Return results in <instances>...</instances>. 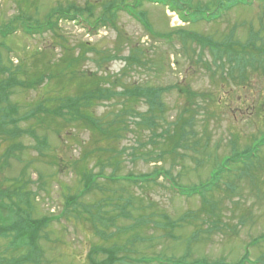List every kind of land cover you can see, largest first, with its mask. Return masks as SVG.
Returning <instances> with one entry per match:
<instances>
[{
	"label": "rangeland",
	"instance_id": "1",
	"mask_svg": "<svg viewBox=\"0 0 264 264\" xmlns=\"http://www.w3.org/2000/svg\"><path fill=\"white\" fill-rule=\"evenodd\" d=\"M108 1L0 0V28L12 21L18 25L23 17L42 24L50 9L68 4L92 5L88 20L93 23ZM212 1L187 0L193 8L205 6L214 20L219 11ZM110 2L125 3L132 16L119 10L114 26L95 33L84 22L68 20L59 21L54 31L24 35L17 30L0 38V80L12 75L23 85L32 81L9 94L8 103L21 115L46 100L81 98L82 90H95L98 82L113 90L108 99H91L83 109L99 119L103 134L81 120L64 121L66 109L61 112L66 117L43 115L40 121L35 113L21 121L47 145L36 150L32 138L23 136L21 160L9 159L2 167L0 189L8 185L4 179L22 175L32 218H57L43 232L40 259L22 264L99 263L114 245L121 258L115 264L175 259L233 264L246 247L244 264H264L263 240L250 243L264 239V0L196 23H184L145 0ZM217 43L233 54L249 44L243 69L229 54L214 59ZM240 73L245 79H238ZM87 81L91 84L84 87ZM136 85L160 91L153 108L145 97L123 95ZM181 134L183 146L175 148ZM11 142L0 138V159ZM242 150L244 163L235 162ZM219 168L225 173L204 196L182 195L169 182L180 189L199 187ZM154 170L167 178L159 174L140 183L123 178ZM83 171L100 175L91 192L74 196L83 189ZM9 242L0 237L6 261L23 252Z\"/></svg>",
	"mask_w": 264,
	"mask_h": 264
},
{
	"label": "trees",
	"instance_id": "2",
	"mask_svg": "<svg viewBox=\"0 0 264 264\" xmlns=\"http://www.w3.org/2000/svg\"><path fill=\"white\" fill-rule=\"evenodd\" d=\"M147 2H154L156 4H160L163 7H168L171 11H174L178 14L179 18L184 23H196L199 21H210L212 18V15L207 14L204 11V7H200L198 9L193 8L189 5L187 0H145ZM251 1L253 0H213L211 3H213V10L219 11V13L227 12L231 10L234 7L237 6H248L250 5ZM261 1V0H260ZM123 2L117 3L116 5H113L110 0L106 2L105 4H102L101 7L103 9V12L100 13L98 17L94 18V22H89V18L93 17L92 13V5H86L84 8H81L80 6L74 5V4H68V5H57L56 7H53L50 9L48 13H46V21L44 23H37V22H30L29 19H22V22L20 24H16L9 22L6 23L3 27L0 28V38H5L7 36H10L11 34L15 33L17 30L22 31L25 34H42L44 32H47L49 30H53L57 28L58 26V20H77L80 19L82 21H85L88 23L93 29H96L99 26H107L111 25L114 26L113 19L115 18V15L117 11L124 10ZM139 5V4H138ZM138 5H134L133 7H137ZM87 14L86 17L84 14ZM44 15V16H45ZM24 16V15H23ZM16 19V18H14ZM12 19V20H14ZM15 31V32H14ZM181 32H185L181 30ZM188 34V33H187ZM158 36H162L159 33H156ZM199 39H205L204 37H198ZM197 38H195L196 40ZM197 41V40H196ZM198 42V41H197ZM251 43V42H250ZM247 47L245 48L244 45H241L240 47L237 46L239 49L238 54H233L226 52V49L228 48L227 45L223 43H217L215 44V50L213 51V57L215 58H222L224 54H229V58L233 59V61L236 63L237 66L242 67L243 63L245 61V56L247 54H244V49L249 48V44H245ZM258 49V48H257ZM262 51V50H261ZM217 52V53H216ZM252 57V56H250ZM253 60V58H252ZM264 66V62H263ZM244 67V66H243ZM243 67L241 69H243ZM71 68V66H70ZM2 67L0 66V72L2 71ZM240 70V69H239ZM238 79L243 80L245 79V75H242L241 73L238 74ZM85 81V80H84ZM102 80H100L101 82ZM32 82V81H31ZM30 82V83H31ZM24 85L21 84L17 79L14 78V76H9L7 79L0 80V138L7 140H12L13 142L10 143L9 147L6 149L4 154L1 156L0 159V170L2 167L4 168L6 164H8L9 159H16L21 160L19 157L18 152H20L22 149L26 147V145L23 144L21 139L23 136H29L34 141V148L36 150H39V148L46 146L47 142L46 139L39 138L35 128L31 127H24L21 126V121L26 120L27 118L33 116L35 113L37 114L34 117H37L38 120L44 121L45 116H51L54 118H61L66 117L64 116V113H61L63 109H66L67 112H69V118L63 119L67 123L69 122H75V121H82L86 122L88 125H91V129H95L98 132H101L102 134L105 132V129H101L99 119H95L91 116V114H87L86 112H83V109L88 106L91 99H103V98H109L112 94L113 90H109L108 88L100 86V83L98 82L96 85H98L95 90H82L81 91V98H67L65 100H62L59 98L57 100L58 105L51 106L52 100H46L47 102L38 104L35 109L31 110V112H28L25 115H21L19 112V108L16 106V104H9V94L12 88L14 87H26L30 83L24 82ZM86 84H91V82L87 81L84 83V87H86ZM123 95H132L134 97H145L148 99V102L150 106L153 108L154 104L156 103V99L158 97V94L160 91L158 90L156 92V89H144V87L136 85L134 87L129 88L128 90H123ZM157 93V95H156ZM80 94V93H79ZM78 94V95H79ZM76 95V96H78ZM73 96V97H76ZM44 113V114H40ZM54 120V119H53ZM28 121V119L26 120ZM49 121V120H48ZM148 121L152 124V120L148 119ZM30 123V122H26ZM155 124V123H153ZM184 122L181 125V129H185ZM29 126V125H28ZM163 135V134H162ZM185 134H181L179 139L177 138L174 142L175 148L179 146H183V143L180 141L181 138L184 137ZM174 148V149H175ZM21 153V152H20ZM38 156H40L42 153L37 152ZM240 152H236L234 155L236 158V155L238 156ZM237 158L236 160H238ZM29 162V161H28ZM26 162V163H28ZM22 163V162H21ZM26 165V164H25ZM155 171V170H154ZM218 171H221V168L218 169ZM100 175L99 173H97ZM93 174L91 171H83L81 173V179L83 183V189L82 191L76 193L74 196H83L87 192H91L94 188L93 184L95 180L97 179L96 175ZM140 178V181H146L150 179L149 175H138ZM218 173H215L214 176L205 184H201L199 187H192L191 189L184 190L181 192L186 193L188 195H199L204 196L205 193L210 192L213 188L217 187L216 180ZM23 176L20 175V178H6L4 181L8 183V185L5 188L0 189V237H8L10 239L9 246L12 247L14 245V249L22 250V253H19V255L14 256V258H11L9 261H6V257H2L0 254V264H8L11 262H15V264H22V262L28 261L29 259H32L33 261H37L41 257V250H40V240L41 237L44 235V230L47 227V225L53 220L50 217H40L39 219L32 218L31 216V210L33 208L31 203V196L30 192L26 191V182L23 181ZM115 178H110V180H114ZM132 181H136V179H131ZM138 181V180H137ZM73 196V195H72ZM75 197L72 199V201H75ZM71 200V199H70ZM72 202V203H73ZM264 238V237H263ZM259 238H257L253 243L258 241ZM264 240V239H262ZM39 248V249H38ZM38 250V251H37ZM107 257L105 261H101L99 263H93V264H115L118 262L121 258H118L115 256V254L118 253V249L114 246H111L108 250H104ZM15 257H18L19 259H15ZM247 258V256L244 257V259ZM179 264V263H178Z\"/></svg>",
	"mask_w": 264,
	"mask_h": 264
}]
</instances>
